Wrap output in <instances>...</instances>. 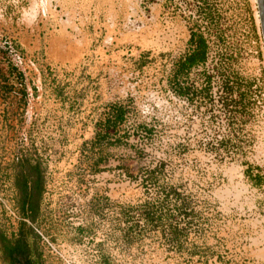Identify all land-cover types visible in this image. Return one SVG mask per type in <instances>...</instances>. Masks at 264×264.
Returning <instances> with one entry per match:
<instances>
[{
  "label": "rangeland",
  "instance_id": "1",
  "mask_svg": "<svg viewBox=\"0 0 264 264\" xmlns=\"http://www.w3.org/2000/svg\"><path fill=\"white\" fill-rule=\"evenodd\" d=\"M46 1L0 0L5 236L36 234L40 264H264L254 1ZM24 158L44 169L34 222Z\"/></svg>",
  "mask_w": 264,
  "mask_h": 264
},
{
  "label": "trees",
  "instance_id": "2",
  "mask_svg": "<svg viewBox=\"0 0 264 264\" xmlns=\"http://www.w3.org/2000/svg\"><path fill=\"white\" fill-rule=\"evenodd\" d=\"M203 59V42L200 40L197 50L186 58L182 66H191L202 62ZM15 169L14 185L21 213L34 222L38 216L44 190V169L39 163H32L29 158L19 161ZM29 234L33 242L27 240L23 230H20L19 237L12 242L0 229V262L2 264H40L41 259L36 246L38 237L32 231Z\"/></svg>",
  "mask_w": 264,
  "mask_h": 264
},
{
  "label": "water",
  "instance_id": "3",
  "mask_svg": "<svg viewBox=\"0 0 264 264\" xmlns=\"http://www.w3.org/2000/svg\"><path fill=\"white\" fill-rule=\"evenodd\" d=\"M256 5L260 22V31L264 43V0H256Z\"/></svg>",
  "mask_w": 264,
  "mask_h": 264
},
{
  "label": "bare ground",
  "instance_id": "4",
  "mask_svg": "<svg viewBox=\"0 0 264 264\" xmlns=\"http://www.w3.org/2000/svg\"><path fill=\"white\" fill-rule=\"evenodd\" d=\"M51 1H52V0H47V1H46V2H47V12H50V14H52V13H51L52 10H50V8H52V7H51V3H52ZM110 1H111V0H110ZM253 1H254V3L256 4V0H253ZM64 4H65V3H64ZM45 7H46V6H45ZM42 11H43V16H44V14H45L44 8H43ZM44 17H45V16H44ZM46 17H47V16H46ZM257 17H258V23H259V26H260L258 12H257ZM62 32H63V31H62ZM144 40H145V39H144ZM144 40H143V43H144V44H147L146 41L144 42ZM152 43H153V42H152ZM149 44H150V43H149Z\"/></svg>",
  "mask_w": 264,
  "mask_h": 264
},
{
  "label": "built area",
  "instance_id": "5",
  "mask_svg": "<svg viewBox=\"0 0 264 264\" xmlns=\"http://www.w3.org/2000/svg\"><path fill=\"white\" fill-rule=\"evenodd\" d=\"M263 49H264V44H263Z\"/></svg>",
  "mask_w": 264,
  "mask_h": 264
}]
</instances>
